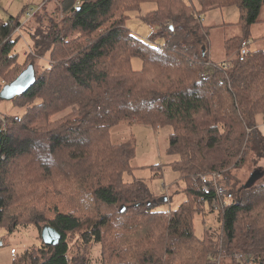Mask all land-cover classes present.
<instances>
[{
  "label": "trees",
  "instance_id": "trees-1",
  "mask_svg": "<svg viewBox=\"0 0 264 264\" xmlns=\"http://www.w3.org/2000/svg\"><path fill=\"white\" fill-rule=\"evenodd\" d=\"M143 3L154 9L140 14ZM263 6L264 0H63L53 11L63 15L59 24L54 15L38 16L27 55L33 64L47 57L48 67L11 101L25 113L0 114V227L47 224L61 239L25 250L13 264H93L94 246L97 264H242L234 257L241 253L264 264V176L241 191L238 203L239 182L229 190L220 184L234 197L216 210L201 201L217 194L213 187L206 193L200 179L217 173L229 184L248 154L264 159L256 121L264 115V51L248 45L240 56ZM226 7L240 12L242 36L225 41L235 57L200 78L208 62L207 50L201 56V14ZM132 13L153 30L146 40L125 27ZM17 27L12 17L0 21V81L22 70L12 68H19L17 40L10 39ZM134 58L140 70L132 69ZM32 118L42 121L40 131L29 128ZM121 123L171 128L168 153L178 157L172 167L184 182L176 209H157L161 197L142 180L126 179L134 149L108 140ZM82 205L94 213L80 212ZM207 214L219 228L203 223L196 235L194 216ZM242 219L248 222L239 226ZM71 242L81 252L69 257Z\"/></svg>",
  "mask_w": 264,
  "mask_h": 264
},
{
  "label": "rangeland",
  "instance_id": "rangeland-1",
  "mask_svg": "<svg viewBox=\"0 0 264 264\" xmlns=\"http://www.w3.org/2000/svg\"><path fill=\"white\" fill-rule=\"evenodd\" d=\"M62 1L63 0H0V21L6 22L10 17H12L18 20L21 25L19 29H17L18 27L14 28L10 38L11 40H17L14 50L18 54L19 68L13 66V69L17 68L18 71L20 69L24 70L29 63H32V59H35L33 55H27L31 50H33V46L30 41V34L33 32L31 29L37 26L36 19L38 16H53L55 5H61ZM42 7L45 9H41L43 11L40 14H36L40 10L39 8ZM153 9V4L143 3L140 6L139 12L140 14H145ZM59 14L56 13V15L53 16V19H55V22L58 24L60 23L61 17H63V15L59 16ZM200 18L201 26L205 29V32H207V34L203 35L205 43L207 44V61L212 64H217L234 58L235 53L226 49L225 41L242 36V30L239 26V10L236 7L213 9L209 12L201 14ZM170 21L171 20H167L166 24H170ZM48 24V20H46L43 25L48 26ZM125 27L142 40H146L153 31L151 27L137 17L135 13L130 14L129 18L125 22ZM71 37L72 39H77L78 36L77 34H74ZM248 38L250 40L248 47L250 51H264V6L260 10L258 22L250 27ZM155 44L160 45L161 41L157 40ZM64 48L66 49L67 47ZM67 52L68 50L65 53H62L60 57L67 55ZM165 55L166 54L164 52L161 57H164ZM34 63L37 74L48 67L47 57L39 61H35ZM131 66L134 70H140L142 64L139 59L134 58L131 61ZM4 82L5 80L0 81V90L5 84H8L11 81ZM23 112H26V108H18L13 106L12 102L0 100V114L19 116ZM257 120L259 122L264 121L260 115L257 116ZM22 122H27L26 117L23 118ZM41 122L42 121L39 120L35 123L33 119V122L31 124L29 123V128H32V130L37 128L35 131H40L39 128L41 126ZM19 123H21V121ZM171 132L172 130L169 126L152 128L138 124L129 125L127 123H121L114 126L108 132V140L110 143H124L130 145V147L134 149V157L130 162V166L134 169L132 170L131 175L126 176V179L131 180L134 178L142 180L158 198L167 196L169 201L161 202L157 206V209L164 211L176 209L184 200V195L182 194L184 182L179 180L178 173L172 167V164L177 161L178 157L168 153L169 137ZM153 166H159L158 170L160 172L157 173L158 170H155L154 172L156 174L153 173L151 169ZM257 167H262L264 169V159L258 160L253 153L248 154L243 163L233 167L230 172V177L232 179L231 182L229 181V184H226L225 181L218 182L217 186L213 187L219 202L229 204L234 197L229 196L226 191L224 192L221 190V185L229 190L231 188L234 189L233 185L235 183L233 182H239L236 184L239 188L247 180L250 172ZM66 172L68 173V170ZM164 187L169 188L168 191L164 190ZM82 207L83 208L80 212L94 213V209L91 205H88V207L82 205ZM205 211L208 212L207 208H205ZM211 220L212 216L209 214L204 217L199 215L194 216L193 228L195 234L200 235L203 223L214 229L219 228L218 224L212 223ZM247 222V219H242L239 222V226ZM127 223L129 226L131 225V222ZM39 230L33 225L17 226L12 228L10 231L0 227V264H13V261L20 257L25 250L39 248L42 245ZM75 240L76 238L73 239V241ZM70 246L71 253L69 257L76 252H81L75 248L74 242H71ZM235 256L236 254L234 257ZM247 256H250V259L245 257L242 261L237 260L236 258L235 260L242 262V264H257V261L254 260L255 256L250 254ZM89 258H91L93 264H97L99 262L100 251L98 246H94L92 248ZM218 262L219 261H217V263Z\"/></svg>",
  "mask_w": 264,
  "mask_h": 264
},
{
  "label": "water",
  "instance_id": "water-1",
  "mask_svg": "<svg viewBox=\"0 0 264 264\" xmlns=\"http://www.w3.org/2000/svg\"><path fill=\"white\" fill-rule=\"evenodd\" d=\"M206 49L204 46H201V56L205 57ZM36 82V70L33 63H29L27 67L22 70L19 75L5 84L0 90V100L11 102L16 97L25 94ZM264 176V171L261 167L253 169L247 180L236 190L235 201L238 203L240 201V193L242 190H247L253 187L258 180ZM160 202H166V198L162 197L159 199ZM149 205V203H147ZM124 211V207H122ZM40 239L45 246L53 247L56 246L61 236L60 234L52 228L50 225H43L40 229Z\"/></svg>",
  "mask_w": 264,
  "mask_h": 264
},
{
  "label": "built area",
  "instance_id": "built-area-1",
  "mask_svg": "<svg viewBox=\"0 0 264 264\" xmlns=\"http://www.w3.org/2000/svg\"><path fill=\"white\" fill-rule=\"evenodd\" d=\"M17 29H19V27ZM249 43H250L249 41L242 43L241 48H240V56L241 57H243L246 54V51H247L246 48L249 45ZM241 57H240V60L242 59ZM228 67H229V64L227 62H224L223 64H220V63L219 64H212V63L206 62L204 65V69L200 74V78L207 77V75L209 74V72L212 69L228 68ZM220 178H221L220 175L217 173H209V174L200 176L201 182L204 185V189H205L206 193H208L210 187H216L217 186V183H218ZM201 201L205 205H207L210 209H213V210L223 208L226 205V204H224V202H219V199L217 197L216 198L213 197L211 199L203 198V199H201ZM245 257H248L250 259V256H247L246 254H242V253L236 254V256H235V258L237 260H240V261L245 259Z\"/></svg>",
  "mask_w": 264,
  "mask_h": 264
},
{
  "label": "crops",
  "instance_id": "crops-1",
  "mask_svg": "<svg viewBox=\"0 0 264 264\" xmlns=\"http://www.w3.org/2000/svg\"><path fill=\"white\" fill-rule=\"evenodd\" d=\"M219 64V63H217ZM260 117H262L264 119V115H260ZM257 121V130L258 132L264 137V121L259 122L256 118ZM169 188L164 187V190L168 191ZM166 198V202L169 201V198L167 196H164ZM162 198V197H161ZM207 206V205H205Z\"/></svg>",
  "mask_w": 264,
  "mask_h": 264
}]
</instances>
